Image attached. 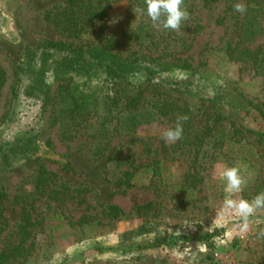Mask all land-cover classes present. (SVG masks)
I'll use <instances>...</instances> for the list:
<instances>
[{
    "label": "rangeland",
    "instance_id": "1",
    "mask_svg": "<svg viewBox=\"0 0 264 264\" xmlns=\"http://www.w3.org/2000/svg\"><path fill=\"white\" fill-rule=\"evenodd\" d=\"M65 1L0 0V68L4 72L0 89V144L11 143L17 135L34 127L32 134L19 138L7 156L0 153V188L6 194L1 206L9 224L0 235V251L6 240L13 238L15 225L20 222V208L12 203L13 198L21 183L42 166L71 189H85V203L62 208L46 199L37 203L33 218L41 226L32 231L25 244L29 246L27 254L19 264H264V239L257 237L258 231L264 229V209L249 217L247 233L237 234L239 218L229 214L226 220L221 219L224 182L217 176L223 165L235 166L245 181L239 196L250 201L264 192V142L251 136L233 147L219 149L210 145L198 152L182 153L178 141L161 139L162 131L171 125L164 119L139 127L132 138L114 139L111 152L95 159L80 148L79 138L70 142L60 139L57 126L51 124L50 105L41 107L33 100H16L15 93L25 90L28 84L27 77L18 74L25 52L37 55L40 46L56 42L79 46L44 19L46 12ZM108 2V33L133 31L128 46L114 52L121 56H159L177 65L188 64L189 69L174 67L170 80L197 84L194 89L202 98L223 93L231 99L242 95L255 104L264 103V81L252 78L223 56L222 46L233 30L228 0L208 7L200 4L194 15L173 32L154 28L147 15L131 9L127 0ZM237 3L244 4V0ZM222 18L225 20L219 24ZM260 25L264 28V17ZM151 40L158 45H152ZM257 47L264 48V33L248 45L250 50ZM19 76L24 84L17 83ZM47 82L51 83V78ZM55 85L49 86L51 96ZM250 126L258 128L254 123ZM146 143L151 152L144 151ZM120 149L133 154L136 166L141 167L137 187L125 192L113 189L105 177L106 168L114 169L110 161ZM166 153L168 172L154 173L151 164ZM167 177L168 186L161 187V192L166 193L161 194L151 183ZM170 183L180 184L189 194L182 196ZM150 202L157 206V211L149 218L138 217L137 209ZM109 207L119 209L114 220L107 217ZM60 211L66 218L62 221L53 217L54 212ZM83 218L88 224L85 229L68 224L69 220L77 222ZM139 227L144 231L135 234ZM197 232L213 236L207 243L149 247L155 238L171 242L174 237ZM137 245L147 248L138 250Z\"/></svg>",
    "mask_w": 264,
    "mask_h": 264
},
{
    "label": "trees",
    "instance_id": "2",
    "mask_svg": "<svg viewBox=\"0 0 264 264\" xmlns=\"http://www.w3.org/2000/svg\"><path fill=\"white\" fill-rule=\"evenodd\" d=\"M217 1L184 0L183 7L192 17L200 4L208 7ZM127 2L131 9L145 7L143 0ZM228 2L233 30L232 36L222 46L223 56L252 78L264 81V48H248L264 33L260 25V19L264 17V0H244L247 10L243 14L234 10L237 0ZM109 9L108 0H67L46 12L44 19L65 36L77 41L79 46L72 47L61 42L42 45L37 55L32 51L25 52V58L18 67V74L26 76L28 84L25 90L15 93L16 100H33L41 107L50 105L51 124L57 126L61 140L70 142L79 138L80 148L90 157L100 159L111 152V142L116 138H132L139 127L164 119L171 124L170 127H174L177 116H187L188 119L182 122V139L178 140V150L182 153L198 152L210 145L219 149L233 147L251 136L255 137V141L264 142V103L255 104L242 95L231 99L223 93L202 98L194 89L197 84L170 80L174 67L189 69L188 64L177 65L159 56L134 53L121 56L114 52L117 48L128 46L133 31L126 29L119 35L108 33ZM224 20L219 19L218 23L222 24ZM151 43L158 45L152 40ZM49 78L52 84L47 82ZM17 83L24 84L20 76ZM3 84L4 72L0 68V89ZM50 84H56L53 96L50 95ZM251 123L258 128L252 129ZM33 128L17 135L11 143L0 144V153L7 156L19 138L32 134ZM144 151L151 152L147 143ZM167 157L166 153L162 159L151 164L154 173L163 175L168 172L165 168ZM111 162L114 169L106 168L105 177L113 189L125 192L137 187L141 167L136 166L133 154H126L120 149ZM167 180L168 177L151 185L165 194L166 191L161 192V187L168 186ZM169 185L177 188L182 196L189 194L180 184ZM85 193V189H71L56 174L38 166L21 183L18 194L13 198L12 203L20 208V222L15 225L13 238L6 240L0 251V264H19L24 259L29 248L25 244L32 231L41 226L40 221L33 218L37 203L46 199L60 208L68 204L81 206L85 203ZM5 199L6 194L0 188V235L9 227L1 206ZM156 207L152 202L147 203L137 209V216L145 219L152 214V217ZM119 213L118 208L109 207L107 217L114 220ZM53 217L59 221L65 218L61 211L54 212ZM68 224L82 229L88 227L86 218L77 222L69 220ZM143 231L144 228L139 227L134 232ZM212 236L200 232L183 234L174 237L171 242L155 238L149 247L179 242L207 243ZM136 248L142 250L147 247L137 245Z\"/></svg>",
    "mask_w": 264,
    "mask_h": 264
},
{
    "label": "clouds",
    "instance_id": "3",
    "mask_svg": "<svg viewBox=\"0 0 264 264\" xmlns=\"http://www.w3.org/2000/svg\"><path fill=\"white\" fill-rule=\"evenodd\" d=\"M144 8H137L136 12L146 14L156 29L177 31L184 20L189 19L190 13L183 7L184 0H143ZM234 10L240 14L246 12V5L236 3ZM187 116H177L175 126L168 127L161 133V139L174 143L183 136V121ZM218 178L224 182L223 191L225 198L221 210V219L226 220L231 214L240 219L241 223L236 226L237 234L249 231V217L253 216L258 209H264V192L257 194L252 200H246L239 196L245 181L240 175L239 168L223 165L217 172ZM257 237L264 239V229H260Z\"/></svg>",
    "mask_w": 264,
    "mask_h": 264
}]
</instances>
